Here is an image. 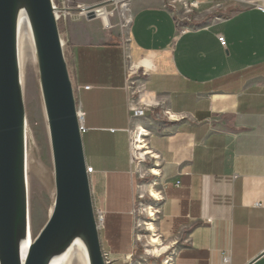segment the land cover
<instances>
[{"label":"crops","instance_id":"crops-1","mask_svg":"<svg viewBox=\"0 0 264 264\" xmlns=\"http://www.w3.org/2000/svg\"><path fill=\"white\" fill-rule=\"evenodd\" d=\"M170 1L130 0L126 31L75 16L62 24L84 112L93 206L105 213L101 247L129 252L131 229L123 242L117 228L125 220L132 225L142 189L160 197L149 201L158 212L154 227L146 226L161 237L151 241L161 242L156 253L175 251L172 264H264V12L197 0L198 9L181 21ZM125 45L148 73L150 95L180 118L145 122L151 154L159 156L153 189L136 186L142 181L130 160Z\"/></svg>","mask_w":264,"mask_h":264},{"label":"water","instance_id":"water-1","mask_svg":"<svg viewBox=\"0 0 264 264\" xmlns=\"http://www.w3.org/2000/svg\"><path fill=\"white\" fill-rule=\"evenodd\" d=\"M22 12L35 47L55 187L48 220L33 241L28 216L27 119L17 40ZM58 20L53 0H0V264L59 262L77 241L87 264H105ZM23 243L27 247L22 254Z\"/></svg>","mask_w":264,"mask_h":264},{"label":"built area","instance_id":"built-area-1","mask_svg":"<svg viewBox=\"0 0 264 264\" xmlns=\"http://www.w3.org/2000/svg\"><path fill=\"white\" fill-rule=\"evenodd\" d=\"M236 5L245 7V8H255L262 12H264V0H232ZM129 2L130 0H95L93 4L90 5H72L70 0H61L59 4L56 5V13L58 15V22L61 24L69 21L73 16L77 17L80 21L83 22H100L103 28L107 31H113L114 29H118L121 31H126L131 24V16L129 11ZM181 6L180 10H176L175 6ZM170 5L175 10L177 15L180 14L182 16V20H188L189 17L192 16V13L196 11L199 7V3L197 0H171ZM215 8H221V5H216ZM179 19L181 17L178 16ZM215 21H221L224 18L222 16H217L214 18ZM104 20L107 22L104 23ZM184 33V32H182ZM217 41L221 48L226 49L227 42L222 35L217 36ZM127 44L126 41H124ZM124 90L126 93V108L128 114L129 124L131 125L128 130L129 134V151H130V160L131 164L134 165L135 169H137L142 163L147 160L151 164V167L147 170L149 172V187H158L159 185L155 180H151V168L157 167V160L159 159L157 155L155 156L146 155L142 157L144 150L139 149V145H144V147L153 152L150 149L148 139L151 136V131L145 125V122L148 118L154 117L160 122H178L180 118L178 115L173 114L171 110L167 106V101L162 100L156 96H151L147 91L146 82L148 78V73L140 68L138 64H136L130 54L129 48L125 45L124 52ZM86 90L89 87L85 88ZM77 101V99H76ZM172 116H176L172 117ZM77 118L80 124V132L81 134L84 132L83 121H84V112L81 108L80 101H77ZM142 141V144H140ZM92 173V168L87 167L88 176ZM137 173V172H136ZM141 180L144 179V176H139ZM176 186H179V182L176 183ZM140 188V187H139ZM139 200H143V195H138ZM160 201V200H159ZM155 201V202H159ZM259 206V204H256ZM140 207L142 205H139ZM94 217L96 221V225L99 233L104 229V221H105V213L99 209H96L94 206ZM155 218L152 219V222L156 221L157 209H155ZM148 218V217H147ZM148 219V220H149ZM144 224V223H143ZM145 227V226H144ZM145 230L146 227H145ZM155 237L160 239L155 232ZM161 240V239H160ZM137 242L142 241L141 239H137ZM103 253V258L105 264H111V257L109 254ZM146 255H149L147 251H145ZM164 257V261L162 264H172L173 259L175 257V251L162 255ZM130 257V256H128ZM155 257V256H154ZM158 259V257H156ZM161 258V257H160ZM229 258L224 257V262L227 263ZM126 263V261H125Z\"/></svg>","mask_w":264,"mask_h":264},{"label":"rangeland","instance_id":"rangeland-1","mask_svg":"<svg viewBox=\"0 0 264 264\" xmlns=\"http://www.w3.org/2000/svg\"><path fill=\"white\" fill-rule=\"evenodd\" d=\"M59 1L60 0H53L55 5H57ZM70 1L74 6L83 5V4L90 5L95 2V0H70ZM34 65H35L34 67L32 65L33 67L31 68L32 71H30L29 73L30 83L27 86V84L23 82V97H24L23 99H24L25 113H26V119L28 125L26 175H27V189H28L29 232H30L31 241L38 236V234L46 224L55 199L53 162H52L47 123L45 120V116L43 115V111H41L43 104H42V97L40 92L37 60ZM68 72L72 86L74 88V93L75 95H77L75 89V83H74V68H72V66H70L69 64H68ZM76 99L79 102L77 96ZM39 107H41L40 111H39ZM34 163L36 166H33ZM38 164L41 166L39 167ZM150 167L151 164L147 160L146 162L142 163L137 169H135L137 172V177L144 176L143 180L138 178V180H141L142 183L136 185L137 187L140 188L148 187V189H153L148 185L150 178H149V172L147 170ZM155 170L156 169H154L153 171ZM140 190L141 192L137 194V200L139 201L138 208L136 210L137 212L134 213L133 215L132 225L129 223V220H125L117 228L119 233L123 235L124 238L123 242H126L128 240L129 228L131 229V243H130L129 252L126 254H114L109 250H106L104 248L102 249L101 247L102 251L110 255L112 261L111 264H162V261H164V257L162 256L163 254L156 253L158 248L156 247L154 248L153 247L154 244L150 243L153 237L155 238L154 236L155 233L151 232L148 226H146L151 224L154 227L153 224H155V222H152V219L150 220L149 218H147L148 217L147 212L149 213L151 211L156 212L155 209H157V207L154 206L152 203L149 204V201L155 202L154 201L155 199H151L149 197L150 194L147 196L144 195L142 189ZM138 195H143L144 199L139 200ZM151 197H152V193H151ZM141 201H143V203H141ZM139 205L142 206L140 207ZM156 220H157V216H156ZM144 226L146 227L147 230H145ZM100 234L101 232L99 233V235ZM138 238L141 239L142 241L137 242L136 240ZM75 247H73L72 249L80 250L79 247L76 248ZM145 251H147L149 255H146ZM65 257L62 259L61 264L65 259ZM156 257H158V259Z\"/></svg>","mask_w":264,"mask_h":264},{"label":"bare ground","instance_id":"bare-ground-1","mask_svg":"<svg viewBox=\"0 0 264 264\" xmlns=\"http://www.w3.org/2000/svg\"><path fill=\"white\" fill-rule=\"evenodd\" d=\"M105 22H107V21L104 20V23ZM17 40H18V58H19V70H20V84H21V89H22V93H23V82H25L27 84V86H28V84L30 83L29 73H30V71H32L31 68H33L35 66L34 64L36 63V53H35L34 42H33V39H32V35H31V31H30V28H29V25H28V21H27L26 15L23 12L20 14V17H19ZM32 65H33V67H32ZM172 117H175V116H172ZM27 127H28V125H27ZM140 144H142V141H140ZM139 146L140 147H138V148L141 149V150H144L143 152H145L144 154H142V157L146 156V155L153 156L151 154V152L144 147V145H142V146L139 145ZM33 166H36L35 163H34ZM40 166L41 165H39V167ZM44 170H46V169H44ZM153 170H154V168H152L150 172H151L152 176H155V175H153V172H152ZM159 200H160V197L158 198V200H154V201H159ZM147 214H148V218H153V219L155 218V212H152V213L147 212ZM150 228L153 229L152 227H150ZM151 243L155 244V246H159V244H160L158 240L153 241ZM73 246L70 247L69 250L63 255L62 259L66 255L67 256L63 260L62 264H85V263L87 264V260H86V258L84 256L83 252H82L80 242L77 241L75 246L79 247V249L81 251L78 250V249H76V250L72 249ZM26 247H27V244H25V243H23L21 245V253L22 254L26 250ZM57 260L58 259H53L51 264H61L62 260L59 261V262Z\"/></svg>","mask_w":264,"mask_h":264},{"label":"trees","instance_id":"trees-1","mask_svg":"<svg viewBox=\"0 0 264 264\" xmlns=\"http://www.w3.org/2000/svg\"><path fill=\"white\" fill-rule=\"evenodd\" d=\"M58 26H59V30H60V33H61L62 24L60 22H58ZM64 56H65V60H66L67 65H68L69 57H68V54L66 52V48L65 47H64ZM103 230H105V221H104V229ZM102 231H101V233H102Z\"/></svg>","mask_w":264,"mask_h":264}]
</instances>
